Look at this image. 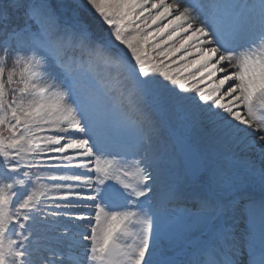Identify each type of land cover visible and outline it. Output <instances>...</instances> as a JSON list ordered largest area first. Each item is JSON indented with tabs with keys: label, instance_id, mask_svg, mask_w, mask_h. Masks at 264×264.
<instances>
[{
	"label": "snow or ice",
	"instance_id": "6c2138e0",
	"mask_svg": "<svg viewBox=\"0 0 264 264\" xmlns=\"http://www.w3.org/2000/svg\"><path fill=\"white\" fill-rule=\"evenodd\" d=\"M0 264H264V0H0Z\"/></svg>",
	"mask_w": 264,
	"mask_h": 264
}]
</instances>
